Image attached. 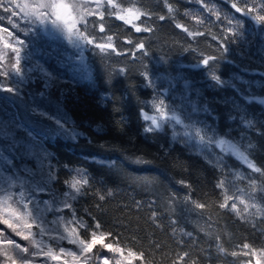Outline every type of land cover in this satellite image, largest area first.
<instances>
[{
	"label": "trees",
	"instance_id": "16d2710c",
	"mask_svg": "<svg viewBox=\"0 0 264 264\" xmlns=\"http://www.w3.org/2000/svg\"><path fill=\"white\" fill-rule=\"evenodd\" d=\"M48 2L0 0V264L93 232L106 238L78 264H264V0H74L63 35ZM129 7L149 15L116 18ZM108 35L115 52L95 47Z\"/></svg>",
	"mask_w": 264,
	"mask_h": 264
},
{
	"label": "snow or ice",
	"instance_id": "6c2138e0",
	"mask_svg": "<svg viewBox=\"0 0 264 264\" xmlns=\"http://www.w3.org/2000/svg\"><path fill=\"white\" fill-rule=\"evenodd\" d=\"M109 6H111L112 8H118L119 9V5L115 2V0H107ZM40 7H48V8H51L52 9V12H53V15L55 16V20L54 22L56 21H60L61 19H65V25L67 27V20L66 18L63 16L64 13H67L68 16H71V11L70 10H74L76 8L75 5L73 4H68V3H64L63 0H61V2H56V0H50V2L48 3H45V4H41L39 5ZM99 6V4H98ZM17 7H20L21 10H25V9H28L30 6L25 3L23 5H17ZM170 12L172 11L171 7H169L168 9ZM253 8L249 7V8H246V9H241V8H237V11H241V12H245V13H251L253 12ZM123 13V14H121ZM15 13H13L14 15ZM30 13L29 12H25V15H29ZM145 15H149V14H146L145 12L141 11L139 8H133V7H129V8H123V9H120L117 14H116V18L117 19H120V20H126V17L127 16H134L137 20L140 19L141 16H145ZM104 18V14L103 13H100V19L103 20ZM257 22H261V23H264V15H256L253 17ZM81 19H83V17H81ZM160 20H164L165 17L164 16H160L159 17ZM177 27H181L180 25H177ZM67 30L70 34L73 33V27H67ZM99 31L101 33H103L105 31V25L103 23H101L99 25ZM135 31L137 32H140V31H151L150 28H140V27H136L135 28ZM184 31L187 33L188 36H195V35H198V34H202V33H195V32H192V31H189L187 28H184ZM79 38H82L86 43L88 44H92L93 43V40L92 39H89L88 37L86 36H83V37H79ZM213 39H215V37H213ZM107 40H108V44H104V43H98L95 45V47L99 50H101L102 52L105 50V49H112V51H117V49L113 46V44L111 43V41L113 40V36L112 35H108L107 36ZM129 43H131V41H128ZM21 43V42H19ZM5 48H8L10 47V45L8 43H5L4 45ZM145 45L144 44H138L137 45V48L142 50L144 49ZM11 50L13 53H17L16 55V64L13 65V68H14V71H16L17 73H19L20 69H19V60H20V56L18 55L20 49L19 48H16L15 46H11ZM146 54V53H145ZM215 57H210V59H214ZM203 63L205 65H207L209 63V60L208 59H205L203 60ZM121 72L124 71L123 68L120 69ZM7 72H3L2 69H0V75L4 76L5 78L7 77ZM215 79V77H213ZM3 90H6V91H12L11 88H4ZM161 104H163V102L161 101ZM157 111H161V109L159 107H157ZM144 119L145 120H151L152 124L154 127H158V122H157V119L156 117H149V116H144ZM152 129H146V131H151ZM199 135V134H198ZM224 141H220V144H223ZM243 157V156H241ZM245 160L246 158L243 157ZM247 161V160H246ZM250 167L253 168V170L255 171H259L258 169H255V166L254 165H251L250 164ZM80 182L79 181H76L74 183H72L71 187L79 192V188H77V184H79ZM84 183H87V181H85ZM255 183V182H253ZM111 193H109L110 195ZM100 199H104L103 196L100 197ZM233 199V196H230V195H225L224 196V201L225 203H221L219 205L220 208H226L228 205H227V201H230ZM5 200H9V199H5ZM240 204H243L245 206V208L248 207V205L245 203V200L243 198H240ZM197 208L199 209H203L205 207V205L203 204H196L195 205ZM255 206V205H254ZM25 207H27V205H25ZM232 207V210L235 211L236 210V205L235 204H232L231 205ZM12 215L17 219V220H23V215L22 213L19 211V210H12ZM4 224H6L9 228H13L14 225L7 219H5L3 221ZM23 227L25 228H28L30 229L33 225L31 223H27L25 222L23 225ZM97 228L100 227V225L97 224L96 226ZM71 232L69 233V235L71 236ZM17 235H22L24 239H28L29 237L27 235H23V233H17ZM111 235V234H109ZM105 235L103 233H101L100 236H97L95 232L92 233V239H91V242H86L84 239H79L78 241L76 239H73L71 242L72 243H78L80 246H81V250L84 252V253H90L94 246L98 243V242H102L104 239H105ZM13 241L9 240L7 241V244H12ZM107 251L109 252H118V253H122L123 252V249L122 248H117V247H114L113 244H103L102 245ZM16 247L20 248V250L22 252H25L27 253L28 249L27 248H23L21 247L20 245H16ZM243 247L245 249H248L249 248V245L248 244H244ZM70 255H73V258L75 259V255L74 253H69ZM248 253H244V255H247ZM4 257H5V264H17V260L13 257H11L10 255H8L7 251H5L3 253ZM129 255L132 256V255H136L135 253H132V252H129ZM188 254L185 253L184 256L186 257ZM233 256L237 255L236 252H233L232 253ZM140 258L143 259L144 258V253H140L139 254ZM53 259H57V257L55 255H53L52 257ZM183 259V258H181ZM100 260L102 261V264H110V261H109V258L106 257V256H102L100 257ZM19 264H31V262L27 259H23L19 262ZM117 264H120V262L118 261ZM257 264H260V261L257 260Z\"/></svg>",
	"mask_w": 264,
	"mask_h": 264
},
{
	"label": "rangeland",
	"instance_id": "374dc122",
	"mask_svg": "<svg viewBox=\"0 0 264 264\" xmlns=\"http://www.w3.org/2000/svg\"><path fill=\"white\" fill-rule=\"evenodd\" d=\"M74 0H63L64 3H68V4H73ZM56 2H61V0H56ZM71 11V16H68L67 13H64L63 16L66 18L67 20V27H75V24L77 22V15L75 13V9L74 10H70ZM44 16V15H43ZM48 27H49V31L52 32H58L59 34L63 35V34H67L69 33L67 30V27L65 25V19H61L60 21H56L55 20V16L53 15L52 18L49 16H44ZM52 19V20H51ZM51 20V21H50ZM54 34V33H53ZM22 79V78H20ZM24 79V78H23ZM73 239H69V241L71 242ZM78 241V239H77ZM35 243L37 245V247H34L33 249H30L27 251V253L23 252L22 255L25 256L27 260H29L31 262V264H42V263H38L37 260L39 259V257L45 256L48 259L52 260V264H78V263H87V261L90 260V254L88 253H84L81 250V246L78 243H72L71 244L73 246H71L70 248H67L65 246L61 247L60 249H58L57 251L59 253L62 254V256H57V259H53V255L48 253V250L50 248V244H48V242H46L45 244L43 242H40V239H36ZM44 245H42V244ZM44 246V247H42ZM54 246L51 245V248H53ZM25 248V247H23ZM69 253H74L75 255V259L73 258V255H70ZM80 258V259H79ZM86 259V260H82V259ZM17 260V264H19V262L23 259H16ZM129 260H126L125 262H122L120 264H129L127 263ZM43 264H45L43 262ZM261 264V263H260Z\"/></svg>",
	"mask_w": 264,
	"mask_h": 264
}]
</instances>
